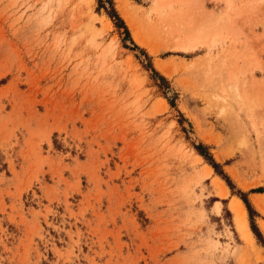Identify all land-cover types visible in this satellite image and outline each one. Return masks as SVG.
Listing matches in <instances>:
<instances>
[{
	"label": "rangeland",
	"instance_id": "rangeland-1",
	"mask_svg": "<svg viewBox=\"0 0 264 264\" xmlns=\"http://www.w3.org/2000/svg\"><path fill=\"white\" fill-rule=\"evenodd\" d=\"M112 3L166 84L96 0H0V264H264V0Z\"/></svg>",
	"mask_w": 264,
	"mask_h": 264
},
{
	"label": "trees",
	"instance_id": "trees-1",
	"mask_svg": "<svg viewBox=\"0 0 264 264\" xmlns=\"http://www.w3.org/2000/svg\"><path fill=\"white\" fill-rule=\"evenodd\" d=\"M96 2H97V5H98L99 8L104 9L105 14L112 21V23L114 24V27L116 29H119V30L122 31L124 37L128 39V41H129V43L131 45V48L134 49V50H136V51H138V53L145 59V61L147 62L146 68L151 72L152 77H154L157 80L161 81L163 84H166L165 79L162 76H160L161 74L158 75L152 69V67L150 65V59L144 53V51L141 50V49H138L130 41V39H129L130 31L128 30L125 22L123 21V19L121 18V16L118 14V12L117 11H116L117 13L115 12L116 9L114 10L115 6L113 8L112 0H96ZM128 32H129V35H128ZM168 104L171 105V103L169 101H168ZM193 150L197 153L198 156H200L206 162V164L213 170V173L215 175H217L226 184V186L230 190H233L234 189L232 187V184L230 183L229 179L227 178V176L222 172L220 166L218 164H216L212 160L211 156L207 153V150H206V148L203 145L197 144V145L193 146ZM234 192L235 193H232V194H234V195H236L238 197V199L240 200V202L242 203V205L245 208V211H246L247 217H248V224H249L250 232L253 234V236L257 240H259L260 242H262L261 235H260V233H259L256 225L254 224V220H253L254 217H256V213L254 212L252 206L250 205V203H249V201L247 199V194L242 193L240 191H236V190ZM249 193H253V194H264V189L256 188V189L250 190Z\"/></svg>",
	"mask_w": 264,
	"mask_h": 264
},
{
	"label": "bare ground",
	"instance_id": "bare-ground-1",
	"mask_svg": "<svg viewBox=\"0 0 264 264\" xmlns=\"http://www.w3.org/2000/svg\"><path fill=\"white\" fill-rule=\"evenodd\" d=\"M130 11H131L130 9L126 8L125 4H123V5L121 4L119 6V13L121 14V16L124 18V21L127 23V25L132 30V25L133 24H131V20L132 19H131V12ZM138 37L133 34L134 41H136L139 44V46L145 47L146 46L144 44L145 42L142 44V39H139ZM149 52L154 54L156 51L155 50H150ZM210 171H211L210 168H208V172H210ZM219 186H220L219 197L224 198L227 195V189L223 186V184H219ZM231 205L234 208L235 219H236V222H237L239 230L245 235V237L249 241L252 240V236L250 234V231H249L247 223H246V215H245V211H244V208H243L242 204L237 199H233L232 202H231Z\"/></svg>",
	"mask_w": 264,
	"mask_h": 264
}]
</instances>
